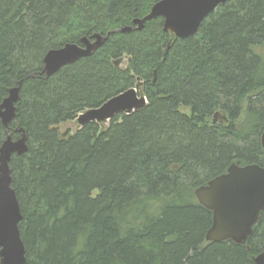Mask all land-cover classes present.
I'll list each match as a JSON object with an SVG mask.
<instances>
[{
  "label": "trees",
  "instance_id": "obj_1",
  "mask_svg": "<svg viewBox=\"0 0 264 264\" xmlns=\"http://www.w3.org/2000/svg\"><path fill=\"white\" fill-rule=\"evenodd\" d=\"M157 1L0 0V106L22 81L10 130L29 145L10 164L26 264H257L264 250V211L246 244L207 241L195 193L234 162L264 167V0H228L183 39L162 17L113 33ZM95 33L110 36L91 56L42 73L47 51ZM138 84L144 108L61 130ZM8 134L0 119V147Z\"/></svg>",
  "mask_w": 264,
  "mask_h": 264
},
{
  "label": "water",
  "instance_id": "obj_2",
  "mask_svg": "<svg viewBox=\"0 0 264 264\" xmlns=\"http://www.w3.org/2000/svg\"><path fill=\"white\" fill-rule=\"evenodd\" d=\"M228 0H159L148 15L135 18L134 25L121 27L113 33L142 30L145 22L154 18L164 19V30L178 38L194 36L202 21ZM110 33L84 36L80 43L67 42L47 51L42 73L51 77L63 67L84 57L91 56L108 39ZM22 81L9 90L0 106V119L9 134L0 147V258L1 264H26V247L19 224L23 219L20 202L13 187L11 160L13 155L28 152V138L24 128L13 139L11 123L17 117ZM140 84L111 97L99 107L80 113L77 122L85 126L90 122L104 123L120 113L131 114L147 105L141 94ZM264 147V132L261 137ZM199 202L213 213V222L206 233L207 241L232 240L246 244L264 211V167L257 163L240 165L232 163L226 172L217 175L195 190ZM257 264H264V250L254 257Z\"/></svg>",
  "mask_w": 264,
  "mask_h": 264
},
{
  "label": "rangeland",
  "instance_id": "obj_3",
  "mask_svg": "<svg viewBox=\"0 0 264 264\" xmlns=\"http://www.w3.org/2000/svg\"><path fill=\"white\" fill-rule=\"evenodd\" d=\"M255 50L258 53H261V54L264 55V53L260 52V51H264V48H262L261 46L255 47ZM127 61H128V57L125 59V63H124L125 66L127 65ZM245 118H246V114L243 113L241 115V117L239 118V123L242 122L243 120H245ZM108 122H104V123H108ZM60 127H61V130L63 132H68L69 131L71 133H74L79 128H82V126L79 125V123L77 122V120H72V121L64 122Z\"/></svg>",
  "mask_w": 264,
  "mask_h": 264
}]
</instances>
